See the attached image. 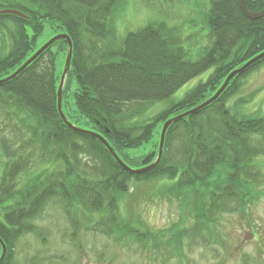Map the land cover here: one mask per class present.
Segmentation results:
<instances>
[{"label": "trees", "instance_id": "obj_1", "mask_svg": "<svg viewBox=\"0 0 264 264\" xmlns=\"http://www.w3.org/2000/svg\"><path fill=\"white\" fill-rule=\"evenodd\" d=\"M124 2L0 0V109L8 120L0 125V238L7 246L0 264H18V242L37 229L36 221L53 201L61 202L69 213L80 209L91 215V228L98 233L130 236L144 246L152 233L154 241L166 240L164 246L151 240L153 246L167 247L171 241L177 245L181 236L205 244L218 216L244 210L263 194L259 159L264 155V115L234 113L228 103L264 59L235 76L211 104L172 123L162 158L151 169L125 170L95 134L129 167L151 165L158 157L157 136L166 121L211 98L232 71L264 52V18H248L240 0H209L205 15L209 31L195 58L185 48L188 39L180 29L163 21L149 22L120 37L116 15ZM245 4L251 12L264 9V0ZM8 9L26 18L1 13ZM46 27L52 38L67 34L73 43L63 112L78 129L66 124L58 109L64 70L58 73L57 66L61 54L67 59V40L56 41L6 80L45 44L37 46ZM210 69L208 79L184 99L149 114L151 105L169 99ZM246 100L238 97L236 106ZM70 104L75 115L65 111ZM182 140L183 159L173 160L168 149ZM145 145L146 155L130 153ZM84 159L100 170L99 177L87 174ZM162 176L174 182L171 195L184 200L191 193L196 197L187 203L192 223L168 237L133 227L119 205V196L132 183ZM2 254L0 242V259Z\"/></svg>", "mask_w": 264, "mask_h": 264}, {"label": "rangeland", "instance_id": "obj_2", "mask_svg": "<svg viewBox=\"0 0 264 264\" xmlns=\"http://www.w3.org/2000/svg\"><path fill=\"white\" fill-rule=\"evenodd\" d=\"M208 9L209 0H125L116 15L117 33L124 37L149 22L163 21L180 29L183 38L188 39L184 42L185 48H190L196 58L206 43L209 31L205 22ZM52 35L50 27H46L37 46L46 43ZM65 63L66 58L61 54L58 73L63 72ZM212 71L210 69L192 79L169 99L151 105L149 114L153 115L184 99L200 82L206 81ZM72 87H76L75 82ZM238 97L247 100L236 106ZM228 104L234 113L264 115V65L244 79L239 94ZM65 111L68 115H75L72 104L65 107ZM3 113L0 109L1 126L7 120ZM160 138L161 135L157 136L159 146ZM183 148V140L173 142L168 155H172L173 160H182ZM148 152L147 145L130 150L138 157ZM259 166L263 174L259 190L263 194L258 200L246 204L244 210L218 216L217 225L211 223L207 244L200 240L192 243L189 238L181 236V239L175 238L177 245L171 241L167 247H156L152 243L155 239L152 233L148 235L152 241L145 246L130 236L122 239L110 237L91 228L93 218L85 211L79 209L69 213L61 202L53 201L36 221L37 229L18 242L16 261L18 264H264V155L259 159ZM83 167L90 176H100V170L86 159ZM1 174L0 164V179ZM173 184L164 176L132 183L119 196L122 215L140 231L167 233L166 237L178 233L192 223L187 203L194 202L196 197L191 193L187 195V200L176 198L169 193ZM165 241L158 237L156 242L164 246Z\"/></svg>", "mask_w": 264, "mask_h": 264}, {"label": "water", "instance_id": "obj_3", "mask_svg": "<svg viewBox=\"0 0 264 264\" xmlns=\"http://www.w3.org/2000/svg\"><path fill=\"white\" fill-rule=\"evenodd\" d=\"M240 4H241V8L243 10V12L246 14V16L252 20H257L260 18H264V9L258 12H251L247 9L246 4H245V0H240ZM1 13H10V14H15L18 15L20 17L26 18V15L23 14L22 12L18 11V10H14V9H8V10H4ZM60 39H65L68 42V46H69V50H68V55H67V59H66V63H65V68H64V72L61 78V83L59 86V90H58V109L59 112L61 114L62 119L64 120V122L66 124H68L71 127H74L76 129H78L76 126H74L66 117V115L63 112V88L66 82V78L68 75V72L70 70V66H71V59H72V55H73V43L71 38L69 37V35L67 34H60L57 35L53 38H51L48 42H46L29 60H27L16 72H14V74H12L10 77H8L6 80H9L10 78L15 77L17 74H19L20 72H22L32 61H34L41 53H43L47 48L51 47L56 41L60 40ZM262 59H264V52L258 54L257 56H255L254 58L250 59L249 61H247L243 66H241L240 68L232 71L227 78L225 79L224 83L221 85V87L218 89V91L208 100H206L205 102H203L202 104H200L199 106L184 112L178 116H175L171 119H169L168 121H166V123L164 124V127L162 129V133H161V138H160V146H159V154L157 159L148 167L144 168V169H139V170H135L131 167H129L126 163H124L120 157L117 155V153L115 152V150L109 145V143L101 136L98 134H95V136H97L98 138H100L103 143L108 147V149L110 150L111 154L113 155V157L117 160V162L127 171L130 172H141V171H146L148 169H151L153 167H155L161 160L162 158V154H163V148H164V144H165V137H166V132L168 127L174 123L175 121L181 119V118H185L191 114H194L198 111H200L202 108L206 107L207 105L211 104L213 101H215L222 93L223 91L227 88V86L229 85V83L231 82V80L243 73L244 71H246L247 69H249L252 65L256 64L257 62L261 61ZM0 242L2 244L3 247V254L0 260L3 259V257L6 255L7 252V246L5 244V242L0 238Z\"/></svg>", "mask_w": 264, "mask_h": 264}]
</instances>
